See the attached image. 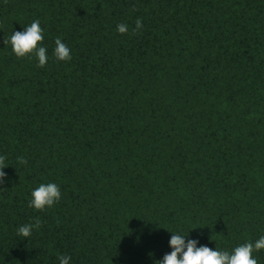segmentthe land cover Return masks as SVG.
<instances>
[{"label": "trees", "instance_id": "obj_1", "mask_svg": "<svg viewBox=\"0 0 264 264\" xmlns=\"http://www.w3.org/2000/svg\"><path fill=\"white\" fill-rule=\"evenodd\" d=\"M37 19L45 67L4 44ZM0 155V264H159L172 232L229 252L255 242L264 0H0ZM50 182L60 201L29 207Z\"/></svg>", "mask_w": 264, "mask_h": 264}, {"label": "clouds", "instance_id": "obj_2", "mask_svg": "<svg viewBox=\"0 0 264 264\" xmlns=\"http://www.w3.org/2000/svg\"><path fill=\"white\" fill-rule=\"evenodd\" d=\"M143 23L140 18L135 21V27L131 32L138 34L143 29ZM117 31L124 35L129 33V26L125 23L117 25ZM44 40V29L40 26V21L34 20L30 26L24 28V31H15L9 39L4 40V44H11L12 52L17 58L36 57L38 67H45L48 61L47 49L42 46ZM54 56L60 61H70L72 59L71 49L58 36L55 39ZM6 156L0 155V185L5 182L7 176L3 171L9 164L6 162ZM17 162L21 165H27L25 157H17ZM32 199L29 201V207L37 211H45L57 204L61 197V189L56 183H41L31 192ZM42 227V221L39 217L34 222L27 223L17 229V234L24 238L32 235L33 229L39 230ZM169 240L171 251L163 256L159 264H258L253 253L264 250V235L260 236L255 242H245L236 246L232 252L226 250H213L206 245L197 247L196 239L185 240L183 234L174 233ZM59 264H70L71 256L59 255Z\"/></svg>", "mask_w": 264, "mask_h": 264}]
</instances>
